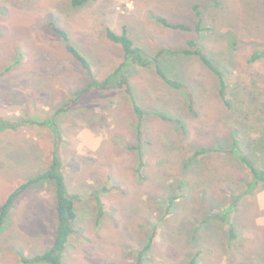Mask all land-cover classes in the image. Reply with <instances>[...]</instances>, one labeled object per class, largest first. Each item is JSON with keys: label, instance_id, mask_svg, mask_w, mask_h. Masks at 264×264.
I'll use <instances>...</instances> for the list:
<instances>
[{"label": "rangeland", "instance_id": "rangeland-1", "mask_svg": "<svg viewBox=\"0 0 264 264\" xmlns=\"http://www.w3.org/2000/svg\"><path fill=\"white\" fill-rule=\"evenodd\" d=\"M263 1L91 0L74 6L72 0H0V114L41 123L0 134V207L47 168L54 136L43 122L53 118L63 132L68 187L84 193L77 203L79 236L66 250L77 264H264V185L243 194L251 172L240 150L264 142V56L250 61L264 53ZM161 18L190 29L168 27ZM53 21L101 79L125 59L107 28L127 27L146 57L161 51L162 68L191 90L197 113L187 92L169 86L154 65L137 66L133 83L156 96L140 154L138 116L118 89L93 88L71 104L91 77ZM192 40L223 70L230 104L220 96V76L198 54L170 52L190 48ZM203 147L212 151L192 162ZM105 186L99 216L91 193ZM57 222L52 183L29 187L0 232V264H45L23 258L53 244Z\"/></svg>", "mask_w": 264, "mask_h": 264}, {"label": "trees", "instance_id": "trees-1", "mask_svg": "<svg viewBox=\"0 0 264 264\" xmlns=\"http://www.w3.org/2000/svg\"><path fill=\"white\" fill-rule=\"evenodd\" d=\"M88 1L91 0H72L74 6L84 5ZM264 2V1H263ZM1 12V9H0ZM160 21L168 27H172L175 29H183L188 30L190 29L189 26L183 23H171L165 18H161ZM53 30L56 32L57 35L62 37L66 45L73 55V57L81 62L85 69L90 74V83L82 90L75 93V98L72 100L71 104H75L78 100L86 93H89L93 88H118L124 89L132 98L134 99L133 104L135 111L140 116V118L145 117L146 115L155 112L152 109L144 110L141 106L137 104L135 98L133 96V84L130 77L127 75V69L133 65L146 67L149 65H154L158 74L170 85L173 87L184 89L187 93V97L190 99V108L193 112H196V104H195V96L191 92V90L182 82L176 79H172L168 77L165 70L162 68L160 61L161 51L158 53V56L154 58H148L144 55V50L137 46L134 40L130 37L127 32V28H124L123 32H117L116 30L112 29L111 27L107 28V37L117 43H120L125 51V59L121 64L108 76L101 79L98 78L93 74L91 64L88 58L73 44L70 40L69 33L63 29L62 27L58 26L54 21L51 22ZM198 30H202L201 25L197 26ZM190 48L185 49H177L170 51L172 53H182V54H198L201 59L211 68L213 69L218 76L221 78V87H220V95L226 101V103L230 104L229 100L227 99L228 90H227V80L223 74V70L212 60L210 59L202 50L201 47L197 46V43L192 40L189 42ZM165 51V50H164ZM264 56L263 52L257 53L254 55L250 61L254 62ZM70 106L61 107L58 110V113L69 108ZM150 112V113H149ZM163 119H167L168 116L164 113H159ZM179 120L181 123L182 121ZM32 123L29 120H14L10 118H6L2 114H0V134L7 130H17L23 127L24 125ZM40 123V122H39ZM41 124V123H40ZM43 124H47L53 133L54 142L51 148L50 154V161L47 168L40 172L39 174L25 180L21 186H19L15 191H13L3 205L0 207V232H3L6 228V225L11 219V210L15 207L16 200L20 195H22L26 190L38 183L49 182L53 185L54 194L57 201V211H58V222L56 225L55 231V238L53 244L43 253L38 254L32 258L24 257L23 260L26 263L32 262H45L47 264H65L64 263V254L66 249L68 248L70 238L76 231V223L78 219V210H77V203L78 201L82 200L84 193H74L68 187L67 177L65 174V161L62 152V143L64 141L63 132L61 127L59 126L58 122L55 120H46ZM138 132H139V139L137 143V149L139 150L140 154L144 153V145L146 144L145 141V129L143 123L140 121L138 123ZM235 149H238L239 141L236 140L234 142ZM242 159L248 165L251 178L247 182L248 189L243 190V194L251 193L253 189L258 188L261 185H264V142L259 141H251L248 144V149L243 151L240 147ZM212 151L210 148H200L197 149L191 156V160L196 161L198 158L203 156L204 154L209 153ZM117 188H120L117 186ZM109 190L108 187H103L102 189H97L91 196L96 199L99 203V216H102L104 211V206L102 204V200L100 197V193L103 191ZM183 192V191H182ZM185 192H183L184 194ZM175 199L177 197H174ZM171 199V201L174 200ZM171 206V205H169ZM170 207H168L169 209ZM157 235V231H154L151 237V241L142 249V252L139 253L141 258L145 255L148 248L152 245V242ZM141 262V261H140Z\"/></svg>", "mask_w": 264, "mask_h": 264}, {"label": "crops", "instance_id": "crops-1", "mask_svg": "<svg viewBox=\"0 0 264 264\" xmlns=\"http://www.w3.org/2000/svg\"><path fill=\"white\" fill-rule=\"evenodd\" d=\"M1 9V12H0V15H2V14H4L3 13V9L2 8H0ZM140 10V9H139ZM136 12L138 11V8H137V10H135ZM128 26V25H127ZM127 28V27H126ZM130 68V67H129ZM128 68V69H129ZM127 69V70H128ZM138 71L140 72V69H138V67L137 66H135V65H133V66H131V69L128 71V73H129V77L131 76L132 77V79H133V81H135L136 79L134 78V77H137L136 76V74L138 73ZM140 75H143L142 73L140 74ZM160 76V75H159ZM131 77H130V79H131ZM132 79H131V81H132ZM133 81H132V84H133V94H134V96H135V98H136V102H137V104L139 105V106H141L143 109H152L153 111H155V108L152 106V105H154V102L152 101V100H154V99H156V96H155V94H153V91L152 90H150V89H148L147 87H143L144 85H142L141 84V82L139 81H137V83L135 84V83H133ZM31 82H36V78H33L32 80H31ZM25 84H26V82H25ZM184 84V83H183ZM168 85L170 86V84L168 83ZM186 85V84H185ZM46 86H47V84H46ZM172 86V85H171ZM220 86V85H219ZM36 87V86H35ZM175 89H176V87H174ZM46 90H47V88H45ZM109 89V88H108ZM115 89H118V88H115ZM148 89V91L146 92V90ZM119 91H120V93H121V95H122V97L124 96V97H126V98H128L127 100H126V102L127 103H129V101H130V103L132 104V106L133 107H131V113L132 114H137V112L135 111V108H134V104H133V102L131 101V98H130V95L124 90V89H118ZM142 95H146V101H145V96L142 98L143 100H141V97H142ZM185 93H184V98H185ZM187 96V95H186ZM221 96V95H220ZM219 96V97H220ZM220 100H221V98H220ZM221 102H222V100H221ZM59 109H61V107L59 108ZM57 113H58V110H57ZM153 113V112H152ZM137 116H138V123L141 121L142 123H143V126H144V128H145V117H143V118H140V116L137 114ZM161 117V116H160ZM48 119V118H47ZM46 119V120H47ZM50 120H55V119H53V118H49ZM24 120H29V121H32V123H28V124H26L25 126H34V125H36L38 122H40V121H38V120H36L35 118H33V117H26ZM45 120V121H46ZM138 123H137V127H138ZM39 124V123H38ZM47 125V124H46ZM47 127H48V125H47ZM56 198V197H55ZM79 235L77 234V232L75 231L74 232V234L71 236V238H70V242H69V246H73V240H76L77 239V237H78ZM83 238H87L86 237V235L85 234H83V235H81ZM89 239H90V237H88ZM67 250V249H66ZM76 252H78V253H80V252H82V250H76ZM69 261L70 262H72V263H74V264H77V262H76V259H75V257L73 258V257H71V255H67V251H66V253L64 254V263L65 264H68L69 263ZM81 264H83V262L81 261L80 262ZM46 264V263H45Z\"/></svg>", "mask_w": 264, "mask_h": 264}]
</instances>
